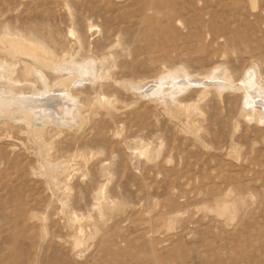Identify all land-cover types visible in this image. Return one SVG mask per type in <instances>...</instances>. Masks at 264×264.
<instances>
[{
  "label": "rangeland",
  "instance_id": "obj_1",
  "mask_svg": "<svg viewBox=\"0 0 264 264\" xmlns=\"http://www.w3.org/2000/svg\"><path fill=\"white\" fill-rule=\"evenodd\" d=\"M0 70V264H264V0H0Z\"/></svg>",
  "mask_w": 264,
  "mask_h": 264
},
{
  "label": "bare ground",
  "instance_id": "obj_2",
  "mask_svg": "<svg viewBox=\"0 0 264 264\" xmlns=\"http://www.w3.org/2000/svg\"><path fill=\"white\" fill-rule=\"evenodd\" d=\"M20 47L19 48H21L22 50H24V51H26V52H28L29 54L28 55H30V54H34L35 52H36V49H35V46L33 47L32 45H31V43L29 44L28 42H21V44L19 45ZM25 52V53H26ZM24 53V52H23ZM37 53H39L38 52V49H37ZM36 53V54H37ZM35 54V55H36ZM39 55L40 56H42L40 53H39ZM36 57V56H35ZM51 57V56H50ZM47 58V57H46ZM34 60H36V59H34ZM47 61L45 62L46 63V65L45 66H48L47 65V63H49V64H51L53 67V69H54V66L56 65L57 66V64H55L54 65V62H53V60H48V58L46 59ZM37 62H38V60H36ZM40 61V64H41V59L39 60ZM43 61V60H42ZM55 61V60H54ZM56 63V62H55ZM43 64V63H42ZM96 64H98V63H96ZM11 66V65H10ZM94 66L95 65H93V63H91V62H87V61H85L84 62V64L82 65V67H83V69L87 72V78H94V76H90V75H92L91 73L92 72H94ZM50 67V66H49ZM10 68V67H9ZM100 68V67H99ZM63 69V68H62ZM61 69V70H62ZM57 70H58V68H57ZM11 72V71H10ZM34 72V71H33ZM41 72V71H40ZM96 72V71H95ZM169 72V71H168ZM12 73V72H11ZM100 73V72H99ZM165 73V72H164ZM10 74V73H9ZM172 74H173V72H172ZM30 75V74H29ZM31 75H33V74H31ZM30 75V76H31ZM44 75V74H43ZM73 75H75V74H73ZM163 75V74H162ZM255 75V72H253V71H251L250 73H249V75L247 76V77H245V79H244V81H246L247 82V84L249 85V88L250 89H246L245 87H244V81H243V83H240V85L238 86V89H244L245 90V98H246V105H244V107H245V109H243V114H244V116H247L248 118H253L254 120H256V121H260L261 119H263V117H264V115H263V113H262V111L264 112V82L262 83V82H259V84H256V82H255V80H256V75ZM164 76V75H163ZM162 76V77H163ZM78 77V76H77ZM76 77V78H77ZM173 77V76H172ZM209 77V76H208ZM223 77V76H222ZM6 72H1V70H0V83H1V85L2 86H4V87H6V88H8L9 90H12V89H14V87L16 86V84H14V83H10L9 81H8V79L6 78ZM86 78V79H87ZM98 78H100V75L99 74H95V80H97ZM161 78V77H160ZM165 78V77H164ZM11 79H13L12 77H11ZM79 79V78H78ZM77 79V80H78ZM166 79V78H165ZM168 79V78H167ZM171 80L172 81H170V82H174V80L171 78ZM5 81H8V82H6L5 83ZM16 80H14L13 82H15ZM67 80L65 79H63V80H61V82H59V84H58V87H57V89H56V91L55 92H53V93H48V92H50V91H47V92H45V94H41V96L43 97V98H40L39 100H47L48 101V104L47 105H45V106H43V105H41L40 104V106L39 107H41V108H39V110L38 109H36V108H34L33 106H31L30 107V110H31V112L33 113V114H37L38 115V117L39 116H42V115H44L45 114V116H47V118H50V117H52V115H54V114H58V115H61L62 114V111L65 109V116L63 115H61L63 118L65 117L67 120H70L71 119V115H72V112L74 111L73 109L75 108V104H74V102L72 101V95L70 94V91L68 92L67 90H68V88H69V83H67L66 82ZM165 81V80H164ZM163 80H153V81H151L153 84L152 85H149V87H150V90L153 88V87H155L156 85L155 84H162L163 82H164ZM170 82L168 83V84H170ZM148 82H146V83H144V85L145 84H147ZM167 83V82H166ZM180 83V82H179ZM177 84V83H176ZM185 84V83H184ZM218 84V83H217ZM25 85V84H24ZM173 85V84H172ZM20 86V85H19ZM133 86V85H132ZM146 86V85H145ZM161 86V85H160ZM217 86H219V85H217ZM223 86H224V84H223ZM49 87V86H48ZM221 87V86H220ZM42 89H43V87H41ZM53 88V87H52ZM133 89H135V90H137V89H139V87H138V85L137 86H133L132 87ZM169 88V87H168ZM174 88H176V87H174ZM26 89V88H25ZM49 88H47V90H48ZM142 89V88H141ZM155 89V88H154ZM178 89V88H177ZM176 89V90H177ZM41 90V89H40ZM148 89H146V91H147ZM168 90V89H167ZM170 90H171V88H170ZM176 90H175V92H176ZM243 90V91H244ZM1 91H3V90H1ZM8 91V90H7ZM22 91V90H21ZM138 91V90H137ZM19 92V91H18ZM30 92V91H29ZM42 92H44V91H42ZM171 92H173V91H171ZM11 93V92H10ZM25 92H23V94H24ZM31 93H35V92H31ZM39 93V92H38ZM17 94V93H16ZM15 94V95H16ZM35 94H37V93H35ZM49 94V95H48ZM152 94V93H151ZM164 93H163V91H162V93L161 92H159V94H157V96H159V97H164V98H168L169 99V96L167 97L166 95H163ZM168 94V93H167ZM170 94V93H169ZM173 94H174V92H173ZM14 94H12V96H13ZM39 95H40V93H39ZM37 96H38V94H37ZM154 96H156V95H154ZM166 96V97H165ZM254 97L256 98V97H259L258 99H254ZM167 99V100H168ZM3 100V99H2ZM2 100H0V101H2ZM32 100H34V99H32ZM75 101V100H74ZM22 102V101H21ZM20 102V103H21ZM46 102V101H45ZM47 103V102H46ZM23 104V103H22ZM28 106V105H27ZM36 106H38V105H36ZM7 107V106H6ZM10 107V106H9ZM14 107V106H13ZM29 110V109H28ZM18 111V112H21V113H18L17 112V114H20V115H22V116H25V115H28L29 113H31V112H29V111ZM3 111H4V109H3ZM76 111H77V109H76ZM13 112H15V111H13ZM75 112V111H74ZM0 113H2V111L0 112ZM10 113V112H9ZM8 113V111H7V114H9ZM46 113H48V114H46ZM67 113V114H66ZM6 114V115H7ZM30 116V115H29ZM32 116V115H31ZM23 118V117H22ZM46 118V117H45ZM76 118V117H75ZM24 119V118H23ZM54 119V118H53ZM62 119V118H61ZM25 120V119H24ZM31 120V119H30ZM26 122V121H25ZM32 122V121H31ZM28 124V123H27ZM29 129V128H28ZM32 129L33 130H35V129H37V127H36V125L35 126H32ZM39 129V128H38ZM31 130V129H30ZM48 171V170H47ZM49 172H51V171H49ZM46 174H48L47 172H46ZM47 178H49L50 176L49 175H47L46 176ZM50 178H52V175H51V177ZM229 209H230V205H229V203L228 202H225L224 204H223V207H222V210H225V211H229Z\"/></svg>",
  "mask_w": 264,
  "mask_h": 264
}]
</instances>
